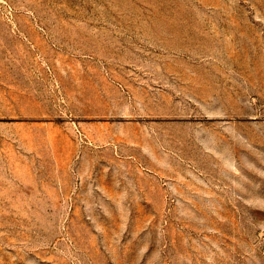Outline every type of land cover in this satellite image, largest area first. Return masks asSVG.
Wrapping results in <instances>:
<instances>
[{"label":"rangeland","instance_id":"1","mask_svg":"<svg viewBox=\"0 0 264 264\" xmlns=\"http://www.w3.org/2000/svg\"><path fill=\"white\" fill-rule=\"evenodd\" d=\"M0 264H264V0H0Z\"/></svg>","mask_w":264,"mask_h":264}]
</instances>
